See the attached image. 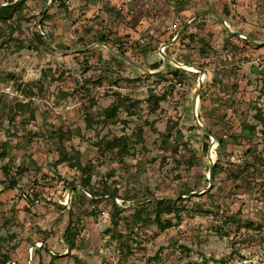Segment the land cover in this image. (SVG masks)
<instances>
[{
  "label": "rangeland",
  "instance_id": "rangeland-1",
  "mask_svg": "<svg viewBox=\"0 0 264 264\" xmlns=\"http://www.w3.org/2000/svg\"><path fill=\"white\" fill-rule=\"evenodd\" d=\"M65 1L24 0L25 16L0 21V260L7 253V264H264V45L229 36L231 28L264 40V0ZM204 9L228 25L200 14L188 23L191 38L166 47L204 69L197 111L219 165L212 187L194 195L209 185L192 107L201 72L173 61L153 72L164 59L153 67L161 44ZM172 67L185 69L181 84ZM151 91L163 97L156 109ZM29 100L33 116L15 109ZM114 135H127L129 152L104 148ZM62 145L80 152L97 193L117 189L119 197L91 201L81 184L88 173L57 161ZM179 195L178 211L164 215L171 226L136 221L139 199ZM113 200L128 206L116 212Z\"/></svg>",
  "mask_w": 264,
  "mask_h": 264
},
{
  "label": "trees",
  "instance_id": "trees-1",
  "mask_svg": "<svg viewBox=\"0 0 264 264\" xmlns=\"http://www.w3.org/2000/svg\"><path fill=\"white\" fill-rule=\"evenodd\" d=\"M58 1L60 4L65 5V2H66L65 0H58ZM24 3H25L24 0H16V1L8 3V4H1L0 3V21L8 22V20L13 18L14 15H17V17L25 16L23 14ZM47 15H48V8L43 13L42 23H43L44 19L47 17ZM11 24L12 23H9V25H11ZM189 25L181 33V35H180L181 40L183 38H186V37L191 38L192 34L187 32ZM1 32H2V27L0 25V34H2ZM229 36H237V35L234 33H230ZM35 37H36V39L40 40L41 42L47 41L45 39L44 35L42 33H40L39 31H37L35 33ZM247 42L250 43V41H247ZM255 46L259 47L261 45L255 44ZM117 53L118 54L122 53L123 55H121V56H123V57L125 55L128 56L123 51H118ZM160 60L161 61H158V62L156 61L154 63L153 68H160V66L163 65V58L161 57ZM167 68H168V66H167ZM167 71L171 73L172 77L177 78V77H180L181 74L185 72V69L182 67H176L173 69H167ZM161 73H162V71H157V74H161ZM149 97H150L149 104H150V106H152L153 109H156L158 107L159 101L163 99V97H161L160 95H157L156 93H154V91H151ZM14 106H15L16 110H25L28 108L31 111L32 116L34 115V110L31 107V100H29L27 102L16 101ZM117 111H118V105L116 103H114V104H112L106 108L104 115L108 118H112L117 114ZM259 117L261 120H263L262 122H264V116L262 114H259ZM250 129H255V127L251 126ZM247 130H249V129H247ZM245 131H246V129H242V133H244ZM202 133H203L204 137L206 138V140L203 142V148L205 151H207L208 146H209L208 140L210 139V134L205 133L203 131H202ZM219 141L223 142L224 139L219 138ZM103 146L106 149L117 150V152L122 153V154H125V153L130 151V143H129V139H128L127 135H114L113 137L104 140ZM57 161L58 162H67L69 166L76 167L79 170H82V172L88 173L83 178L81 184L84 187H86L92 193V197H89L91 201L100 202L102 200L101 195L106 194L108 192L112 198L114 196L119 197L117 189H113V190L107 189V191H105L103 193H97L96 188L91 184L90 168L81 162L79 151H74L73 153H71L64 145H62L61 149L59 151V156H58ZM218 165H219V163H218V161H216L214 164L213 176L215 175V172L218 168ZM12 182H15V183H12L11 185H13V184L15 185L17 181L15 179H12ZM73 186H75V184H73ZM75 190H76V188H75ZM206 191H204V192H206ZM204 192H202V193H204ZM194 195H198V194H194ZM147 198H150V197H147ZM181 199H182V197H179L178 200H176L172 197L161 196L158 198L150 199V201L148 203L147 202L145 203L142 199H139L137 201L138 204L132 207V209L134 210L135 219L137 222H141L142 224H148L150 222H154V223L158 224L159 227H161V228H166L168 226H171V224L173 222L172 218L171 217L165 218L164 215L171 214L175 211H178V207L175 205V203L177 201H180ZM153 203L155 204L153 212H149L148 205L153 204ZM126 205L128 206V204L125 202L122 204H119L117 201L113 200L114 211H116V212H120V211L124 210ZM70 212H72V209H70ZM118 221H119V219H117V221L115 223L118 224ZM71 224H72V221H70L69 224L67 225V227L65 229V233L68 234V236H69L67 239V242L70 244V247L73 248L75 246V235H76L77 231H76V228L72 229ZM10 260H11V258L9 257V255L7 253H5V254H3V256L0 260V264H7V262ZM10 263H12V262H10Z\"/></svg>",
  "mask_w": 264,
  "mask_h": 264
},
{
  "label": "water",
  "instance_id": "water-1",
  "mask_svg": "<svg viewBox=\"0 0 264 264\" xmlns=\"http://www.w3.org/2000/svg\"><path fill=\"white\" fill-rule=\"evenodd\" d=\"M3 4H8V3H3ZM204 13H214L215 15H217L223 22H225L227 25V20H226V17L224 15H222L220 12L214 10V9H204V10H200L199 12L195 13L192 17H190L189 19H187L182 25L181 27L179 28V30L177 31V33L168 41H165L161 44L160 46V54L162 55L163 59H164V65L162 68L160 69H157V70H153V72H156V71H160V70H164L167 66H168V63L170 61H173L174 63H177V64H180L179 66H182V67H186L187 68V65L188 66H192L198 70H200L201 72V75H200V78H199V83H198V86L194 89L193 91V101H192V107H193V113H194V118H195V121L196 123L198 124V126L205 132V133H208L210 134V130L201 122V120L199 119L198 117V111H197V104H198V98H199V95H200V90L202 88V85H203V77H202V73L204 72V69L199 66V65H194V64H186L184 62H181V61H178L177 59H175L173 56L169 55L167 52H166V47L175 43L178 38L180 37L181 33L186 29V26L188 25V23L195 17H197L198 15L200 14H204ZM229 31L231 33H234L236 34L237 36H240L242 38H246L248 41H251L252 43L254 44H264V40L262 41H259V40H256V39H253L251 37H248L246 34H244L243 32H241L240 30H233L231 28H229ZM112 50L118 52L117 50L113 49ZM120 55H123L122 53H120ZM126 59H128L130 62H132L133 64H135L136 66L140 67V68H143L144 70H149L148 68L144 67L142 64L138 63L136 60H134L133 58L129 57V56H124ZM150 71V70H149ZM212 148H213V143L211 142L209 144V147H208V154H209V158H210V166H209V185L208 187L204 188V189H201V190H193V191H189L188 194H195V193H202L204 191H206L207 189H209L212 184H213V179H212V174H213V169H214V164H215V160L212 156ZM181 195H179L180 197ZM172 198H176V197H172ZM149 199L145 200L144 202L148 201Z\"/></svg>",
  "mask_w": 264,
  "mask_h": 264
},
{
  "label": "built area",
  "instance_id": "built-area-1",
  "mask_svg": "<svg viewBox=\"0 0 264 264\" xmlns=\"http://www.w3.org/2000/svg\"><path fill=\"white\" fill-rule=\"evenodd\" d=\"M173 78H174L175 82H178V80L175 77H173ZM178 83L181 84V82H178ZM11 87H12L11 85L7 86L6 87L7 91H9Z\"/></svg>",
  "mask_w": 264,
  "mask_h": 264
},
{
  "label": "bare ground",
  "instance_id": "bare-ground-1",
  "mask_svg": "<svg viewBox=\"0 0 264 264\" xmlns=\"http://www.w3.org/2000/svg\"><path fill=\"white\" fill-rule=\"evenodd\" d=\"M187 68L195 69L194 67H192V66H188V65H187ZM211 153H212V156H214V155H213L214 153H213L212 151H211Z\"/></svg>",
  "mask_w": 264,
  "mask_h": 264
},
{
  "label": "crops",
  "instance_id": "crops-1",
  "mask_svg": "<svg viewBox=\"0 0 264 264\" xmlns=\"http://www.w3.org/2000/svg\"><path fill=\"white\" fill-rule=\"evenodd\" d=\"M187 32H188V31H187ZM180 37H181V36H180ZM175 44H176V43H175ZM260 45L262 46V45H264V44H260ZM259 47H260V46H259ZM159 53H160V52H159ZM174 66H175V65H174ZM172 68H174V67H172Z\"/></svg>",
  "mask_w": 264,
  "mask_h": 264
}]
</instances>
